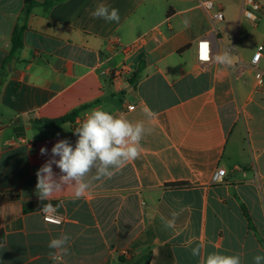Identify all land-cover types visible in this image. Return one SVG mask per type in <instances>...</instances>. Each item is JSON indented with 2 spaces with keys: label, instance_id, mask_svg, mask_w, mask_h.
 I'll list each match as a JSON object with an SVG mask.
<instances>
[{
  "label": "crops",
  "instance_id": "obj_1",
  "mask_svg": "<svg viewBox=\"0 0 264 264\" xmlns=\"http://www.w3.org/2000/svg\"><path fill=\"white\" fill-rule=\"evenodd\" d=\"M30 1L0 0V264H200L213 251L253 264L264 255V90L247 66L264 38L244 33V22L254 24L242 15L245 0H213L225 17L219 34L197 0ZM100 3L117 8L120 22L93 18ZM201 39L232 63L201 65ZM119 68L127 72L115 80ZM100 106L154 129L140 158L111 179L93 180V170L80 199L68 186L41 201L37 170L58 140L75 146L74 128ZM75 111L72 122L48 123ZM221 168L224 181L213 184ZM45 204L62 226L44 222ZM180 207L165 229L161 216ZM62 232L69 255L53 261L48 243Z\"/></svg>",
  "mask_w": 264,
  "mask_h": 264
},
{
  "label": "clouds",
  "instance_id": "obj_2",
  "mask_svg": "<svg viewBox=\"0 0 264 264\" xmlns=\"http://www.w3.org/2000/svg\"><path fill=\"white\" fill-rule=\"evenodd\" d=\"M93 18H100L106 22L119 23L120 15L117 8L104 3L98 4L90 13ZM184 27L190 26L189 19L183 21ZM201 58L209 59V44L206 42L202 48ZM220 64H231L228 51L214 56ZM148 117L154 114L149 112ZM154 129L144 120L131 121L123 114H113L106 111L103 106L93 108L85 115L81 124L74 128L78 137L75 146L68 139L58 140L51 148L49 159L37 170L36 194L41 201H47L56 193L62 192L65 187L71 186L74 197L80 199L86 195L90 184L85 177L95 170L93 180L111 179L117 171L122 170L129 162L140 158L142 152L141 141L151 135ZM41 155H48V149L41 147ZM59 157V159H57ZM53 165L60 170V175L54 172ZM179 205L180 201L176 200ZM50 205H43V211L48 212ZM184 207L171 212V219L161 216L165 229H174L177 217L184 211ZM71 236L61 233L48 243L49 258L60 261L69 255ZM203 245L197 244L191 248V255H201ZM200 264H244V254H224L219 251L207 253ZM253 264H264V255L253 257Z\"/></svg>",
  "mask_w": 264,
  "mask_h": 264
},
{
  "label": "built area",
  "instance_id": "obj_3",
  "mask_svg": "<svg viewBox=\"0 0 264 264\" xmlns=\"http://www.w3.org/2000/svg\"><path fill=\"white\" fill-rule=\"evenodd\" d=\"M198 4L206 11L208 16L210 17L212 24L214 26V32L216 34H219V30L217 28V25L224 21V13L219 10L214 12V1L213 0H197ZM261 5L260 3L256 2L255 0H245L244 1V7H243V13L242 15L251 21L252 23L256 24V22L259 20V13L261 12ZM209 44V59L203 60L201 58L202 55V48L204 43ZM227 50L231 51L233 48H227ZM263 51H264V45H260L257 48V51L254 53L250 63L247 65L249 69L254 71L256 85L259 90H264V70L260 69V62L263 57ZM212 42L209 39H201L197 43V59L198 62L203 65H209L212 63ZM125 68H119L112 71V77L115 80H121L124 78L126 74ZM134 106H130L129 110H133ZM226 169L221 168L219 169L212 177V183L213 184H221L224 181V178L226 176ZM43 219L44 222L51 225H57L62 226L65 222L64 216L59 213V211L56 208H50L48 212L43 211Z\"/></svg>",
  "mask_w": 264,
  "mask_h": 264
},
{
  "label": "trees",
  "instance_id": "obj_4",
  "mask_svg": "<svg viewBox=\"0 0 264 264\" xmlns=\"http://www.w3.org/2000/svg\"><path fill=\"white\" fill-rule=\"evenodd\" d=\"M55 1H56V0H48V1L45 2V6H46V7H49V6H51V5L53 4V2H55ZM30 2H31V1L28 0V3H30ZM31 5H32V3H31ZM28 10H29V7H28ZM28 12H29V11H28ZM13 43H14L13 51L16 50V49H18V48H20V47L22 46V40H21V36H20V34H16V36L14 37ZM78 112H79V111H75V112H73L72 114H70V115L67 116V117H64V118H62V119H60V120H56V121H50V122H48V123H50V124H52V125H54V126H58V125H60V124H62V123H65V122H70V121L72 122V121H74L75 118L77 117ZM171 186H172V187H184V186H187V184H185V183H174V184H171ZM36 208H39V204H27V205L25 206V209H26L27 211H30V210H33V209H36ZM243 211H244V215L246 216L248 222H249L250 225H251V224H252V220H251V218H250V216H249L247 210H246L245 208H243ZM0 235H1V233H0ZM0 241H1V240H0Z\"/></svg>",
  "mask_w": 264,
  "mask_h": 264
},
{
  "label": "rangeland",
  "instance_id": "obj_5",
  "mask_svg": "<svg viewBox=\"0 0 264 264\" xmlns=\"http://www.w3.org/2000/svg\"><path fill=\"white\" fill-rule=\"evenodd\" d=\"M256 2L260 3L264 7V0H255ZM259 15V21L256 22V24H250L247 22H244L243 25L245 26L244 33L250 34L252 39L258 38L261 40L264 38V17H260ZM251 40V38H250Z\"/></svg>",
  "mask_w": 264,
  "mask_h": 264
}]
</instances>
